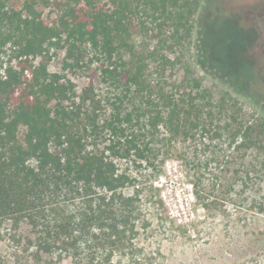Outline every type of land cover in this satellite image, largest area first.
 I'll return each instance as SVG.
<instances>
[{"label": "trees", "instance_id": "obj_1", "mask_svg": "<svg viewBox=\"0 0 264 264\" xmlns=\"http://www.w3.org/2000/svg\"><path fill=\"white\" fill-rule=\"evenodd\" d=\"M9 2L0 0V220L24 219L31 228V264H153L135 242L139 191H124L133 181L95 143L104 134L123 138L120 157L131 151L142 157L140 133L186 136L189 111L199 126V105L151 80L133 44L136 34L151 32L147 23L164 30L174 7L184 28L183 10L190 5L192 16L197 2L41 0L51 9L49 19L38 0H23L21 8ZM58 52L61 66L52 71ZM201 54L204 65L208 57ZM96 79L115 97L106 102L105 117ZM77 80L86 82L78 89ZM201 184L197 175L193 193L206 207Z\"/></svg>", "mask_w": 264, "mask_h": 264}, {"label": "rangeland", "instance_id": "obj_2", "mask_svg": "<svg viewBox=\"0 0 264 264\" xmlns=\"http://www.w3.org/2000/svg\"><path fill=\"white\" fill-rule=\"evenodd\" d=\"M195 1L192 16L190 5L183 10L189 18L182 20L184 28L174 7L164 30L147 23L151 32H139L133 44L151 80L199 105V126L195 111H189L183 120L191 129L186 136L168 139L163 129L155 136L140 133L142 157L133 151L120 157L123 138L108 134L98 138L96 148L133 181L124 191H139L135 242L142 256L155 258L153 264H264V0ZM22 2L9 3L21 8ZM36 6L41 16H53L41 0ZM200 50L208 57L204 65ZM150 51L155 52L150 56ZM60 66L58 52L50 68ZM84 82L77 80V88ZM94 86L105 117L113 90L97 79ZM197 175L206 207L193 193ZM29 234L24 219L0 220V264H31Z\"/></svg>", "mask_w": 264, "mask_h": 264}]
</instances>
